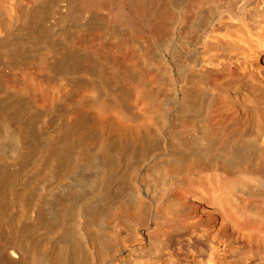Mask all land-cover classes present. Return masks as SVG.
<instances>
[{
    "label": "rangeland",
    "instance_id": "rangeland-1",
    "mask_svg": "<svg viewBox=\"0 0 264 264\" xmlns=\"http://www.w3.org/2000/svg\"><path fill=\"white\" fill-rule=\"evenodd\" d=\"M5 1L7 0L3 1L7 6ZM19 1L25 5V9L34 8L32 13L39 15H36L34 21L27 20L19 13L16 14V6L19 5L16 0H9L8 6L11 7L9 11L8 7L6 9L12 17L9 25L3 26L2 34L0 33V87L8 92L5 97L6 114L11 127L14 128L17 123L23 124L30 134L28 145L18 158L10 154V137H0V173L7 178L5 184L0 182V195L4 196V199L10 198L2 199L5 203L0 201L3 204H0V220L10 224L6 225V230L10 232L9 237L17 236L20 241L28 233L40 235L39 238L44 237L46 241L41 239L43 242L38 248L45 245L41 248L45 250H40L45 252L68 231L70 238L67 236L66 240L70 242L66 244L72 245L73 242V253L76 256L88 250L89 243L93 245L98 241L103 245L104 252L103 249L101 254L94 248L89 249V254L86 255L88 264H209V255L213 248L204 239L203 229H175L180 226L179 220L173 223L166 221L171 215L181 214L182 211H187L189 206H193L201 215H215L216 228L220 223H225L234 232V237L239 239L236 244L226 240L225 243H230V247L224 256V264H264V252L259 251V247H264V196L254 189L252 182L245 180L244 172L238 168H227L228 171L225 172L214 164L206 163L194 164L181 172L164 170L163 167H160L158 173L152 172L156 160L165 159L163 153L170 152L166 146L170 143V135L184 130L187 124L178 121L181 123L179 124L172 109L166 108L169 112H166V120L160 127L161 131L159 130L162 137L159 140L163 143L154 141L152 129L156 119L151 110V99L147 95H151L152 86L160 84L161 76L155 74L156 72L151 74L147 62L141 56H136L130 61L133 69L142 73L144 78L155 77V81L144 91L136 79L126 80L128 61L124 60V57L129 58L135 52L138 54L137 50L125 44L122 50L115 53L116 60L109 50L84 46L81 48L88 50L89 59L77 55L69 57L70 60L72 58L70 66H78L80 71L69 73L65 70L66 72L60 73L55 61L62 58L68 47L63 44L55 47L46 45L47 41L56 40L62 43L68 36H82L86 23L90 21L104 37H116L121 34L125 38L133 36L147 40L152 31L161 40L165 0H128L130 7L137 9L138 15L143 19V24L140 25L119 17L122 0H104L103 3L98 0H93L92 3L86 0ZM4 4L2 3L3 6ZM229 24L233 33L236 29L233 28L235 23L228 22L227 25ZM16 45L19 47V60L15 63L16 68L13 67L12 70L18 72L20 81L13 83L6 67L10 61L6 49ZM144 47L147 48V44ZM225 67L222 66L223 71ZM216 71L223 72L221 67L216 68ZM92 74L100 77L103 84H106L104 85L110 97L100 95V90L94 85L87 89L80 88L71 97V80H88ZM226 79L231 90L222 88L221 94H216L217 98L215 97L211 111L208 112L210 132L203 133L198 129V124H194L197 126V134H203L215 146L227 140L228 136L233 138L247 127H251L250 125L253 127L264 113V83L255 70L247 68L239 72L227 71ZM235 87L243 89L244 93L241 91L238 95L232 94L230 91ZM224 89L227 92L223 93ZM163 95L165 94L161 92L156 97L160 105L164 103ZM252 96L259 97L261 101L258 98L257 105L251 103ZM217 107L225 115L222 116L223 120L222 117L220 119L212 115V112L218 110ZM79 111L92 116L95 132L82 133L75 138V143H67L69 146L66 157L46 169L50 158L57 153L56 145L64 134L63 128L77 118ZM16 112H19L17 120L14 118ZM107 122L114 124L118 131L138 140L146 133L149 145L145 153H137L130 145L124 146L121 151L113 144L108 146L107 152H103V146L100 144L106 135L101 129ZM251 130L245 139L249 140L256 133L254 127ZM188 135L190 136V133ZM80 141L85 142L84 149L77 148L78 152L73 153L72 148ZM103 155L113 160L100 162ZM257 164L264 170V150L254 158L248 169L256 167ZM102 166L104 169L100 170ZM148 171L150 177L145 176ZM171 176L182 181L181 192L176 202H169L160 210L157 202L151 197L153 193L160 195L159 188L165 177L170 178L168 186L172 187ZM154 186H158V189L154 190ZM22 187L27 191L25 196L18 193ZM147 189L150 190L149 193L146 192ZM61 190L74 193L69 192V196L65 194V197H62L57 195L62 193ZM14 193L17 195L14 196ZM51 194L61 198L57 203L59 206L54 209L43 204V197L49 199ZM102 194L106 197L112 196L109 198H113L112 209L109 207L110 210H101L104 204L100 205L98 198ZM1 196L0 198H3ZM35 199L39 202L38 205L34 203ZM118 199L125 200L127 207L118 206ZM97 203L99 205L96 206ZM181 204H185L184 210L176 211L175 208ZM87 213L89 215H86ZM90 214L93 215L90 220L91 230H94L93 238L86 230L88 226H85V220L87 221ZM161 223H165V226H161ZM3 228L1 227L0 233ZM11 229L17 231L16 234L12 233ZM7 237L4 241L10 240ZM161 240L164 244H160ZM26 242V239H22L21 244L26 247L29 245ZM138 248L142 253H138ZM238 248L242 249L243 254L237 252ZM75 249L78 251L75 252ZM153 257L157 258L153 260Z\"/></svg>",
    "mask_w": 264,
    "mask_h": 264
},
{
    "label": "bare ground",
    "instance_id": "bare-ground-1",
    "mask_svg": "<svg viewBox=\"0 0 264 264\" xmlns=\"http://www.w3.org/2000/svg\"><path fill=\"white\" fill-rule=\"evenodd\" d=\"M3 1L4 0H2V2L0 1L1 5L2 3L4 4ZM8 1L9 0H7V2L5 1L8 3L7 6H5L6 4H4V6L0 5V7H2L0 8L1 34L3 31L1 28H3V26H8L10 23V17H12L9 16L11 15L10 12L8 13L9 7H11L8 6ZM86 1L88 3L93 2V0ZM173 1L175 2L173 3ZM98 2L103 3L104 0H98ZM16 3L19 4H16V14L19 13L20 16L26 17L27 20H36L39 14H36V16L32 13L34 12V8L27 10L25 9V5H23L22 1L16 0ZM12 5H14V3ZM121 5L119 17L122 20H129L132 23L139 25L143 24V19L137 13L138 10L134 7L131 8L128 0H122ZM40 12L42 13V11ZM92 18L95 19L94 15H92ZM228 22L235 23L233 28L236 29H234L235 31L233 33H231L229 29L230 24L227 25ZM95 26L96 25H94L92 21L87 22L82 36H68L62 43L56 42V40L47 41L46 45L49 47H55L63 44L64 46L68 47L66 48V52L62 55V58L56 59L55 61L58 72L60 73L66 72L65 70H67L69 73H72L76 70L80 71L81 68H77L78 66H70V61H72V58L70 60L69 57H74L77 55L78 57H85L89 59L90 55L88 54V50L81 47L95 46L100 50H109L115 56V53L122 50L125 44H129L137 50L138 54L135 52L132 53V56L129 58L124 57V60L128 61L126 64L128 70V74L125 77L126 80L136 79L139 86L144 91L147 90L149 86H152L155 81V77L152 79L144 78L142 73H137L133 69V67L130 65V61L135 59L136 56H141L143 60L147 62L149 71L150 73L152 72L151 74L156 72L155 74L161 76L160 84L157 86H152L151 95H147L151 99V110L154 112L156 119L155 126L152 129V138L155 142H158L159 138H162L160 137L161 133L159 130L161 125H163L162 123H164L166 120V112H169L166 108H171L176 121L187 124V127L181 131L177 130L178 132L170 135L169 145L164 143L170 149V152L163 153V155L166 156L165 159L160 157L161 159H157V162L154 161L155 163L153 164L152 172L158 173L162 167L164 170L171 169V171L181 172L184 169L193 166L194 164L198 165L201 163L214 164L217 166V168L225 170V172L228 171V169L238 168V170L244 172L243 174L245 176V180L252 182L254 189H256L259 194L262 193L264 196V170L262 167L258 166V164L256 167L248 169L249 165L253 164L254 158L258 154H261L264 150V113L255 122V125L253 124L256 133L253 134V137H250L251 139L249 138L248 140L246 138L248 141L245 139V137L248 136L250 131H252V125H250L252 128L246 126L247 128L242 133L234 136L233 138L228 136L227 140L222 141L216 146L203 134L198 135L196 126L198 124V129H200L203 133L210 132L208 112L211 111L210 107L217 96L216 94L222 92V88L228 90L230 87V84H227L229 82L226 83L227 71L239 72L244 71L247 68H252L256 71L258 77H260L264 83V0H165L160 36L161 40H159L158 36H155L152 31H150V35L147 40L133 36L125 38L121 34L117 35L116 37H104L101 35L99 30H96L97 27ZM1 41L2 36H0V42ZM146 44L148 46L147 48L144 47ZM14 46L6 49L10 56V61L8 62L9 65L6 67H8L10 72V81L17 83L20 81V76L18 72H14L12 69H14L13 67H15V63H17L19 60V47L17 45L16 47ZM115 59L117 60L116 56ZM96 64L99 63L96 62ZM222 66H226L224 71ZM219 67H221L223 72L216 71V68L218 69ZM79 80L80 79L71 80V97L75 95L80 88L87 89L91 85H94L100 90V95H106L110 97V94L105 87L106 84H103L100 77L92 74V77L88 80ZM225 89L223 93L227 92ZM0 90V126H2V130H0V137H4L3 135L10 137V154L17 156L18 158L28 145L30 134L24 129L23 124L17 123V126L14 128L11 127L8 115L6 114L5 106V97L8 96V92L1 87ZM241 91H243V89L235 87L230 92L234 95H238ZM161 92L165 94L163 95V105L158 104L156 101L157 95H159ZM254 96H252L251 103L257 105L256 103H258L257 100L259 97L256 98ZM217 109L218 110L212 112V115L213 117L220 118L224 115V113H221L219 110L220 108L217 107ZM17 116H19V112L14 114V118H16V120L18 119ZM223 117H225V115ZM93 123L94 119L89 113L79 111L77 118L74 119V121L67 127L63 128L64 134L62 137H60L57 143L58 145H56L58 146L56 147L57 153L50 158V162L48 161L49 165L46 167V169H49L51 166H53L54 162H59L66 157L65 154L68 153L67 146H69L71 143L70 141L75 143V138L82 133L93 134L95 132ZM195 123L196 125H194ZM101 131L106 135L105 139L100 144L103 146V152H107L108 146L113 144L116 145L121 151L124 149V146L130 145L137 153L143 154L149 145L146 133L142 135V139H140V141L134 136H129L127 133L118 131L117 127L111 122H107ZM187 133H190V136ZM67 143L69 144L67 145ZM159 143L163 142L159 140ZM84 147L85 142L80 141L77 146L72 148L73 151H71L76 153L78 152L77 148H81V150H83ZM209 151H212V153L210 154ZM109 159L113 160V158H108L107 156L103 155L100 158V162L107 161ZM114 160H116V158H114ZM170 164H174L175 166L169 167ZM103 165L108 166L104 163ZM103 169L104 167L102 166L100 170ZM149 174L150 172L148 171V173H145V176L150 177L151 175L149 176ZM5 176L0 173V182L2 181L4 184L6 183L7 179ZM171 177L173 180L172 187L168 186L170 178L165 177L162 180L161 187L159 188L160 195L156 193L152 194L151 198L157 202L158 208L160 210L164 209L166 204L169 202H176L179 198L182 181L174 179L173 176ZM156 189H158V186H156L154 190ZM61 191L62 193L59 192L57 195H62V197H65V194L69 196L72 192H65L66 190ZM149 191L147 189L146 192L149 193ZM25 192L27 191L25 188H23L18 193L19 195L22 194L20 196H25ZM16 193H14V196L17 195ZM57 195H49L50 200L47 197H43L44 206H49L50 209L51 207L54 209L57 205L59 206L57 203L61 198L57 197ZM27 196L28 195H26V197ZM1 197L3 198H0V201L5 198L4 196ZM110 197L112 196L106 197L105 194H102V196L98 198L100 199L99 204H104L102 207L103 209H101L102 211L105 210L104 208H106V210L107 208L109 210L110 208L112 209L111 203L113 201L111 199L113 198L109 199ZM98 199H96V201ZM24 200L26 202L25 198ZM118 200V206L127 207V202L125 200ZM34 201L33 202L38 205L39 202L37 203L36 199ZM39 201L41 202V200ZM49 201L51 202L49 203ZM3 203L5 202L3 201ZM99 204L97 203L96 206ZM1 205L3 206V204ZM184 206L185 204H181L177 207V209L175 208V210L182 211L184 210ZM6 207L7 206H5V208ZM86 215H89V213ZM88 217L89 218L87 221L84 219L86 222L85 226H88V229L86 230H88L89 234L92 235L94 234L92 233L94 230H91L90 220L93 218V215L90 214ZM1 220L0 225H2L1 227H4V230L0 233V264H88L86 255L89 254V249L94 248L97 250V252L100 251V254L102 249L104 252L103 245L100 242L95 241V237L93 239L95 241L94 244L92 245L89 243V246H86L88 250L83 248V250H85V252L83 251V254H79L77 256L74 255L73 251L75 247L73 242L72 245L71 243L70 245H67L70 242H67L66 240V237L69 236L68 231L65 232V234L62 236V239L59 238L57 243H52L48 250L41 252L44 249L41 248L45 247V245L41 246L40 249L38 246H40L39 244L43 242L41 239L46 241L44 237L40 239V235L38 236L34 233H28L26 236L24 235V238L19 237L22 238L23 241L26 239V241L29 243V245L25 247L23 246L24 244H21L22 239L19 241L17 236L14 235L13 237H9L10 232L6 229L10 224L7 225L5 221ZM177 220L180 221H178L180 226L175 227V229H184L187 227H197L203 229L204 239L207 240L209 246L213 248V251L210 252L209 255V264H224L226 260L223 259L226 255L227 249L230 247L229 244H236L239 242V239L234 237V232L231 231L225 223H220V225L216 228L215 215H201L199 214V211L193 206H189L187 211H182L181 214L173 216L171 215L169 219H166V221H170L172 223ZM39 221L41 220L39 219ZM160 225L165 226V223H161ZM28 226H30V224H28ZM11 230L13 231V229ZM15 232L13 231L12 233L16 234ZM134 233L135 235L138 234L136 230ZM6 237L10 238V240L4 241ZM90 237L93 238L94 236L92 235ZM220 238L224 239L221 240ZM226 240H228L230 243H225ZM104 244L106 245V243ZM160 244H164V241L161 240ZM146 246H148V244H146ZM259 248V251L264 252V247ZM238 249L239 250L237 252L243 254L242 249ZM76 251L78 250L75 249V252ZM138 253H142L139 248ZM156 258L157 257H153L152 259L155 260Z\"/></svg>",
    "mask_w": 264,
    "mask_h": 264
}]
</instances>
